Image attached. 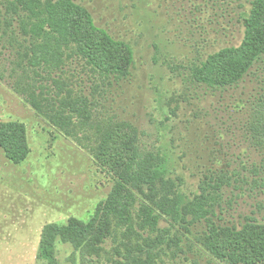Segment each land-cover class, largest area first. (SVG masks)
Wrapping results in <instances>:
<instances>
[{
    "label": "rangeland",
    "instance_id": "obj_1",
    "mask_svg": "<svg viewBox=\"0 0 264 264\" xmlns=\"http://www.w3.org/2000/svg\"><path fill=\"white\" fill-rule=\"evenodd\" d=\"M3 1L0 122L24 124L30 151L23 163L14 165L0 150V264H43L36 259L42 227L69 218L87 221L107 197L112 181L100 172L91 151L97 120L129 122L138 131L142 150L168 152L186 194L197 191L207 170L252 176L248 170L259 164L262 154L245 133L241 106L258 90L264 63L224 90L208 89L189 76L192 64L240 43L241 18L251 0H72L89 11L97 27L131 47L130 75L117 82L102 80L76 62L63 75L48 77L41 71L37 76L21 56L22 41L14 25L3 21ZM52 78L71 84V97L89 104V121L75 137L61 135L45 118L53 108L48 103L56 101ZM33 91L45 114L32 107ZM234 184L223 189L220 223L239 225L247 216L264 221V188L237 184L240 191ZM164 228L169 225L161 221L159 229ZM204 229L203 222L191 225L178 247L157 242L158 264H225L207 255L196 239ZM173 232L149 234L152 240L165 235L175 242ZM112 245L106 242V254ZM110 257L88 263L70 245L56 246L58 264H109Z\"/></svg>",
    "mask_w": 264,
    "mask_h": 264
},
{
    "label": "trees",
    "instance_id": "obj_2",
    "mask_svg": "<svg viewBox=\"0 0 264 264\" xmlns=\"http://www.w3.org/2000/svg\"><path fill=\"white\" fill-rule=\"evenodd\" d=\"M249 4L241 18L240 43L192 64V82L216 91L232 88L264 63V0ZM3 8V21L10 28L14 25L22 41L21 56L37 76L41 71L48 77L63 75L73 62L108 82L130 75L131 47L97 27L89 11L72 0H4ZM51 80L57 91L56 101L48 103L53 106L49 114L34 100V91L30 103L58 133L75 137L89 121V104L85 98L71 97V84ZM62 93L65 96L57 98ZM241 107L246 112L245 133L262 154L259 164L248 170L251 177L235 170L230 174L207 170L191 194L184 192L183 178L176 174V162L168 152L142 150L138 131L129 122L111 117L97 120L91 151L100 172L111 179V189L87 221L69 218L65 223L44 225L37 261L58 264L56 246L61 243L70 245L88 263L111 255L106 259L109 264H158V246L173 243L178 247L181 234H190L191 225L203 222L205 229L196 239L212 259L225 264H264V221L247 216L239 225H228L220 223L219 217L225 211L223 189L232 182L240 191L242 185L264 188V78ZM0 150L14 165L26 160L30 150L24 124L0 122ZM242 171H247L245 166ZM161 221L169 229H159ZM171 230L175 242L165 235L152 240L149 234ZM107 241L113 244L109 254Z\"/></svg>",
    "mask_w": 264,
    "mask_h": 264
}]
</instances>
